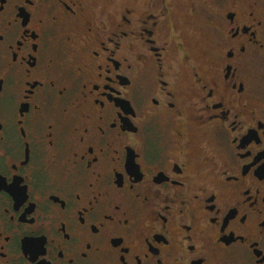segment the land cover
<instances>
[{"label": "flooded vegetation", "instance_id": "obj_1", "mask_svg": "<svg viewBox=\"0 0 264 264\" xmlns=\"http://www.w3.org/2000/svg\"><path fill=\"white\" fill-rule=\"evenodd\" d=\"M161 4L0 0V264H264V0Z\"/></svg>", "mask_w": 264, "mask_h": 264}, {"label": "snow or ice", "instance_id": "obj_2", "mask_svg": "<svg viewBox=\"0 0 264 264\" xmlns=\"http://www.w3.org/2000/svg\"><path fill=\"white\" fill-rule=\"evenodd\" d=\"M168 3H169V0H162L161 7H162V9H163V12H167ZM64 6L68 8V12H69V14H71L72 16H75V15H76V13L73 11V9H72L70 6H68L66 2H65V5H64ZM189 6H190V7L192 6V0H189ZM77 7H79V5H77ZM193 10H194V9H193ZM2 38H3V37H2V34H0V39H2ZM116 46L119 47L118 44H117ZM229 53H231V51H227V56L230 58V57L232 56V53H231V55H229ZM187 58H188L187 53H185L184 59L187 60ZM227 63H231V60L229 59V60L227 61ZM2 80H3V78L0 77V83H2ZM197 80H199V77H197ZM51 83H52V82H50V86H51ZM42 86H43V85H42ZM165 87H167L166 84H165ZM241 91H243V85H241ZM170 94H171V90L169 89V95H170ZM211 95H212V93H211V92H208V93L205 94L204 97H202V99H207V98L211 97ZM153 102H156V101L153 100ZM117 111H119V109H118ZM109 123H112V122L110 121ZM46 127H48L49 130L51 131V128H52V122L49 121L48 124L46 125ZM112 127H115V124H114V123L112 124ZM99 130H100L101 133H104V129H103V128H100ZM87 131H88V129H87V127H85V128L83 129V132L86 133ZM105 135H106V133H105ZM78 139H79L81 142H83V136L78 137ZM114 143H115V138H113L112 140H109V141L107 142V144H106V147L112 148ZM116 155H118V152H116V150L113 148L112 155L109 157V159L112 161L113 164L115 163V156H116ZM81 158H83V154H81ZM153 158H158V153H153ZM97 160H98V157H95V155L93 154V157L90 159V163H95ZM90 163H89V166H90ZM248 163H249V166H251L253 162H252V161H249ZM128 172H129L130 174H132L133 176L136 175V169H135L134 167H129ZM2 176H3V173H0V177H2ZM38 180H39L41 183H44V182L47 180V177L44 176V175H41V176H38ZM88 186L91 187V182H89V185H88ZM157 194H158V193H157ZM137 195H139L138 192H137ZM78 198H79V197L77 196V199H78ZM114 209H115L116 212H120L119 202H115V203H114ZM166 210H167V209H166ZM107 219H108V220H112V215L109 214V215L107 216ZM116 222L118 223L119 220H117ZM123 222H124L125 224H127V217H124ZM262 226H264V225H262ZM99 227H104V225L101 224V225H99ZM189 239H191V237H189ZM89 246H90V245H89ZM189 246H190V247H193V245H189ZM69 259H71V258H69Z\"/></svg>", "mask_w": 264, "mask_h": 264}]
</instances>
